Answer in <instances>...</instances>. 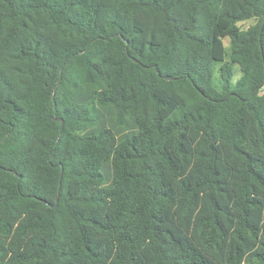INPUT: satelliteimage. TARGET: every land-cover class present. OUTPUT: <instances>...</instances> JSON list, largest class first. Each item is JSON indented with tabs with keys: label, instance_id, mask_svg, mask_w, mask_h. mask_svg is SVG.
Returning a JSON list of instances; mask_svg holds the SVG:
<instances>
[{
	"label": "trees",
	"instance_id": "1",
	"mask_svg": "<svg viewBox=\"0 0 264 264\" xmlns=\"http://www.w3.org/2000/svg\"><path fill=\"white\" fill-rule=\"evenodd\" d=\"M0 264H264V0H0Z\"/></svg>",
	"mask_w": 264,
	"mask_h": 264
},
{
	"label": "rangeland",
	"instance_id": "2",
	"mask_svg": "<svg viewBox=\"0 0 264 264\" xmlns=\"http://www.w3.org/2000/svg\"><path fill=\"white\" fill-rule=\"evenodd\" d=\"M254 23V20H246V21H243V22H239V27L240 28H242V29H245V28H247L248 26H250L251 24H253ZM222 41H223V44H224V46H225V48H226V50L228 51L229 49H230V44H229V39H228V37H224L223 39H222ZM216 65L217 64H215L213 67H214V75H216V69H215V67H216ZM213 75V76H214ZM239 75V71L238 70H236V72H235V76H238Z\"/></svg>",
	"mask_w": 264,
	"mask_h": 264
},
{
	"label": "water",
	"instance_id": "3",
	"mask_svg": "<svg viewBox=\"0 0 264 264\" xmlns=\"http://www.w3.org/2000/svg\"><path fill=\"white\" fill-rule=\"evenodd\" d=\"M166 79H171L170 77H166ZM60 121H61V123H62V120L60 119ZM56 203L54 204V205H52V207H55L56 206V204H57V200H58V195L56 196Z\"/></svg>",
	"mask_w": 264,
	"mask_h": 264
}]
</instances>
